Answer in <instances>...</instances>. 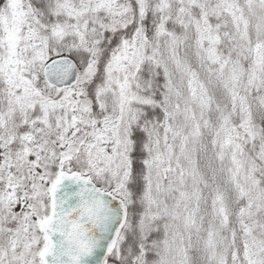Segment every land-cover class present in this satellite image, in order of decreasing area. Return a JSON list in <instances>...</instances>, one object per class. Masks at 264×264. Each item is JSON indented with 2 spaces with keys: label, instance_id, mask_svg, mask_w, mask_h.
Instances as JSON below:
<instances>
[{
  "label": "snow or ice",
  "instance_id": "6c2138e0",
  "mask_svg": "<svg viewBox=\"0 0 264 264\" xmlns=\"http://www.w3.org/2000/svg\"><path fill=\"white\" fill-rule=\"evenodd\" d=\"M0 264H264V0H0Z\"/></svg>",
  "mask_w": 264,
  "mask_h": 264
}]
</instances>
